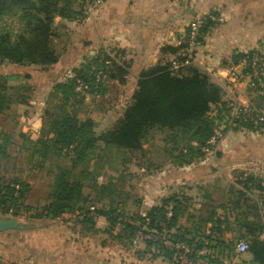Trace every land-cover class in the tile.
<instances>
[{"label":"crops","instance_id":"obj_1","mask_svg":"<svg viewBox=\"0 0 264 264\" xmlns=\"http://www.w3.org/2000/svg\"><path fill=\"white\" fill-rule=\"evenodd\" d=\"M84 1L77 0L74 8L79 11ZM212 10L218 14V20L196 47L193 63L213 82L228 86L231 80L228 65L235 53L253 49L264 53V0H105L90 18L69 20L75 25L74 37L67 45L71 62L78 65L102 49L114 52L109 54L116 63L128 65L124 94L114 108L105 109L98 116L99 127L107 128L121 117L139 73L162 66L165 58L171 55L163 48L177 46L189 22L201 12ZM241 65L242 62L233 65L234 72L239 73ZM59 70L63 71L61 67ZM56 72L58 76L49 80L48 90L52 89L54 80L62 81L67 75ZM234 91L241 100L255 99L243 82H238ZM226 97L224 93L222 100ZM40 125L35 123L36 130L39 131ZM28 128L22 127L21 131ZM143 148L145 155L147 143ZM158 156L159 162L165 160L166 164L146 176L139 199L144 210L159 205L171 194L176 195L183 205L173 230L186 229L190 237L203 240L209 252L232 264L236 260L233 261L229 253L228 241H245L248 230L264 239V134L230 130L203 158L181 167L171 164L168 154ZM106 224V219L99 216L95 223L87 224L89 227L82 223L69 224L70 227L64 225L63 232L55 233L53 245L47 248L56 247L68 257L77 256V260L68 258V262L55 263L51 257L53 249L45 255L49 263L24 256L20 259L27 264H125L118 258V252L113 255L100 236H92L88 230L93 228L94 233L103 235ZM34 244L40 249L47 246V243L30 241V245ZM1 253L7 256L6 252ZM244 258L249 259L248 255ZM130 264L170 263L140 244L130 253Z\"/></svg>","mask_w":264,"mask_h":264},{"label":"trees","instance_id":"obj_2","mask_svg":"<svg viewBox=\"0 0 264 264\" xmlns=\"http://www.w3.org/2000/svg\"><path fill=\"white\" fill-rule=\"evenodd\" d=\"M76 2L77 0H0V16L8 13L15 17L19 16L23 20L21 22L25 31L24 34H18L13 41L10 40V31H0V62L7 60L16 64L41 67L56 63L58 56L50 45L53 19L55 16H59L70 21L85 20L86 18L81 15L82 8L79 11L74 8ZM199 15L203 21L199 29L198 45L202 42L207 30L217 22L219 17L214 10L203 11ZM188 30L189 26L187 25L185 36L179 45L175 47L167 45L163 50L173 55L179 48L186 47ZM198 45L188 50L192 63L181 68L176 74L170 71L167 61H164L162 66L141 71L121 117L108 131L99 136L94 134L93 122L87 119L78 120L73 113L66 110L65 106L71 99L76 98V101H82L86 96L75 91L77 81H83L88 85L86 93L89 94L99 90L102 85L101 80L103 76L106 77V74L111 79L117 76L120 80L125 81L128 65L124 62L116 63L110 54L102 49L94 56H90L85 62L71 70V78L53 83L51 90L60 99L61 104L59 111L46 113L47 123L44 122L43 129H39L37 134L39 136L36 139V142L41 146L40 149L46 151L52 148L56 153H60L62 148L71 146L74 152V162L78 163L85 158L89 150L96 146L98 141L130 152L141 151L142 143L147 140L149 131L157 129L167 132L164 149L171 158L170 163L181 167L204 157L206 152L202 151L201 147L206 144L213 129L222 124L225 125L222 128L224 134L230 130L264 134V124L255 125L251 122L238 120L236 124L228 125L229 109L225 106V101L222 100L225 93L224 88L213 82L204 71L193 63ZM254 52L260 54L264 59V53L257 49L244 53L237 52L232 56L228 66L243 62V72H248L250 59ZM98 72H100L101 78L99 82L96 81ZM253 100L257 106L264 107V97L256 95ZM2 108L3 105L0 103V112H2ZM213 109H216L215 115L210 114ZM19 136L27 139L28 133L20 131ZM5 144H8L6 136L5 143L0 145L4 147ZM69 174L70 172L65 169H61L59 173L55 174L49 196L50 201L43 206L44 213L42 212V215L53 219L79 208L77 203L82 199V185L77 180L67 179ZM10 183L20 184L18 199L22 201L25 196V183L15 177ZM11 184L10 186L8 184L5 186L3 183L0 185L2 215L7 212V206L5 207L4 203L8 201L7 199H12L13 187ZM15 198L17 200V197ZM169 203L172 205L169 227L173 230L183 205L182 201L174 194L162 199L159 205L153 206L144 215L138 214L136 218L143 224L147 221L150 228L156 227L159 221L164 220ZM85 210L87 211V209ZM112 211H96V213L103 216L112 225L117 220L115 216L111 215ZM34 218H40V215ZM80 221L94 223L87 217ZM135 222L120 223L123 235L129 240L130 245L133 233L143 225H136ZM5 232H7L5 236L7 245L14 244L13 248L15 249L12 251L14 259L20 256L33 260L46 257L42 249L30 245L28 241L16 243L21 234L17 229ZM247 233L245 252L249 259L241 257L238 262L233 264H264V239H261L253 230H248ZM117 237L122 238V235H117ZM171 239L184 241L193 247V252L189 256L191 261L200 259L203 261L200 264H225L219 255L215 256L208 251V245L203 240L190 237L186 229L173 230ZM236 243V241L227 242L229 253L232 256L236 255L234 253ZM144 245L151 248L155 256H162L174 264L173 249L151 241H146ZM197 252L203 253L197 256Z\"/></svg>","mask_w":264,"mask_h":264},{"label":"rangeland","instance_id":"obj_3","mask_svg":"<svg viewBox=\"0 0 264 264\" xmlns=\"http://www.w3.org/2000/svg\"><path fill=\"white\" fill-rule=\"evenodd\" d=\"M53 20L50 45L58 56L56 63L41 67L16 64L7 60L0 62V103L3 105L2 112H0V144L5 143V136L8 140V144H5L4 147L0 145V182L5 186L7 184L10 186L11 180L15 177L26 185L23 200L20 201L18 197L16 200L12 195V199H7L8 201L4 203L5 207L7 206V212H4L3 215L0 214V217L12 218L21 225L17 228L21 234L16 243L28 241L30 244L32 240H35L36 243H47L45 244L47 246L42 249L43 254L46 255L47 251L53 249L51 257L55 263L63 260L68 262V258L77 260V256L68 257L69 255L59 252L56 247H47L53 245L52 241L56 232L65 230L62 229L64 225L70 227L69 224L77 226L82 223L89 227L87 224L90 222L73 219L76 210L53 218L54 222L51 221L52 218L42 215V212L44 213L43 206L50 201L49 196L55 174L59 173L61 169L68 170L70 174L67 175V179L77 180L82 185V199L77 203L79 204L77 210H85L89 207H93L95 212L113 210L110 213L117 218L112 225L106 220L107 224L102 231L103 235L94 233L93 228L88 229L89 232L91 231L90 234L100 236L99 239H102L105 247H109L113 251V255L118 252L120 261L130 264V253L135 251L136 246L144 243L130 245L129 240L123 235L121 224L122 222L130 224L134 221H136V225L143 224L142 221L137 220L136 216L147 210L143 209L142 201L139 199H141L144 190L146 176L156 173L154 170L166 164L165 160L159 162L158 155L167 154L164 149L167 132L151 129L147 134V140L142 143L141 151L130 152L98 141L96 146L89 150L85 158L78 163H75L74 156L64 152L63 148L60 153H56L52 148L46 151L40 149V144L36 142L40 130H36L34 125L37 122L40 123L41 128L39 129L42 130L44 122L47 123L46 113L59 111L61 104L60 99L53 94L52 90H48L51 85L49 80L57 78L56 71L67 74L62 81L69 79L72 77L71 70L79 65H75L69 60L71 57L70 48H67L70 39L72 40L74 37L75 25L68 19L59 16H55ZM21 21L23 20L19 16L15 17L9 13L2 14L0 16V31H10V40L13 41L18 34L25 32ZM109 53L114 54V52ZM59 67L63 71H60ZM113 79L117 81L112 82L106 74V77L103 76L101 80L102 85L99 90L85 96L87 98L90 95L88 101L85 99L76 101L77 99L74 98L68 101L65 106L66 110L73 113L78 120L87 119L93 122V131L96 136L105 133L114 125L115 122L107 128H101L98 126L97 118L105 109H112L116 106L119 97H122V93L124 94L127 87L126 81L120 80L117 76ZM38 90H42V92ZM215 112L216 109H213L210 114L215 115ZM46 126L48 127V124ZM22 127H30L25 131L28 133L27 139L19 136ZM150 141L151 144L148 143ZM145 143H147L148 155H143ZM160 163L161 165L158 166ZM1 189H3L2 186ZM14 199L16 201H13ZM37 215H40V218H34ZM98 218L99 215L97 220ZM144 224H147V221ZM6 233H0V252H6L8 259L4 257V253H1L0 264H27L20 257L12 258V251L15 248H13L14 244L7 245ZM117 235H122V238H118ZM90 238L92 237L90 236ZM202 251L204 252V250ZM234 253L236 255L232 258L236 262L241 257L247 256L246 252ZM112 257L117 258V256ZM92 258L98 259L94 255ZM41 259L44 263H49L46 257H41L38 260ZM222 262L232 264L227 260H222ZM236 262L234 261V263ZM169 263L171 264V262Z\"/></svg>","mask_w":264,"mask_h":264},{"label":"built area","instance_id":"obj_4","mask_svg":"<svg viewBox=\"0 0 264 264\" xmlns=\"http://www.w3.org/2000/svg\"><path fill=\"white\" fill-rule=\"evenodd\" d=\"M104 0H85L82 5L81 15L86 19L92 16L93 11L100 6ZM203 18L200 15L195 16L188 26V34L186 37L187 46L179 48L178 51L165 58V61L169 63V69L172 73L176 74L183 67H186L192 63L189 57L188 50L199 44L198 35L199 29L201 28ZM182 42L179 41L178 45ZM233 65L228 67L229 74L231 76L230 83L228 86L222 85L227 94L225 101V106L229 109L228 125L236 124L238 120L251 122L255 125L264 124V107L257 106L252 99L241 100L235 94L234 87L238 82H243L246 88L253 94L260 95L264 97V59L263 57L254 52L250 59L249 71L244 73L242 62L241 70L234 72ZM100 72L96 74V81H100ZM88 85L83 81H77L75 86V91L84 95H87L86 89ZM225 125L222 124L220 127L213 129V133L206 141V144L201 147V150L208 153L213 147L216 146L218 141L224 136L222 128ZM64 152L69 153V155L74 156L73 150L70 147L63 148ZM13 195L18 197V192L20 186L17 183H12ZM171 203L167 205V211L165 218L156 224V227H148L147 224L142 225L137 229L131 238V244L135 245L138 243H145L146 241L161 243L164 247L174 250V264H200L203 262L198 259L196 261H191L189 259L190 254L193 252V247L181 240H172L171 233L172 228L169 227V219L171 216ZM3 204L0 203V214L2 213ZM84 217L89 218L92 222L97 220L98 214L94 211L93 207H89L86 210H76L73 214V219L82 220ZM247 249V243L243 240H239L235 245L236 253H243ZM202 252H197V256Z\"/></svg>","mask_w":264,"mask_h":264},{"label":"water","instance_id":"obj_5","mask_svg":"<svg viewBox=\"0 0 264 264\" xmlns=\"http://www.w3.org/2000/svg\"><path fill=\"white\" fill-rule=\"evenodd\" d=\"M21 227L14 219L8 217H0V233Z\"/></svg>","mask_w":264,"mask_h":264}]
</instances>
